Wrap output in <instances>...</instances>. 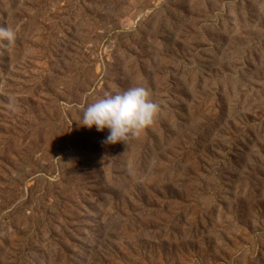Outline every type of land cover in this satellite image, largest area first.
<instances>
[{
    "label": "rangeland",
    "instance_id": "rangeland-1",
    "mask_svg": "<svg viewBox=\"0 0 264 264\" xmlns=\"http://www.w3.org/2000/svg\"><path fill=\"white\" fill-rule=\"evenodd\" d=\"M0 264H264V0H0ZM143 86L126 143L83 109Z\"/></svg>",
    "mask_w": 264,
    "mask_h": 264
},
{
    "label": "clouds",
    "instance_id": "clouds-1",
    "mask_svg": "<svg viewBox=\"0 0 264 264\" xmlns=\"http://www.w3.org/2000/svg\"><path fill=\"white\" fill-rule=\"evenodd\" d=\"M15 38L12 29L0 28V40L10 44ZM158 111L159 105L151 99L150 92L143 86H133L88 104L79 123L89 129L95 127L98 132L107 129L103 143H126L150 126Z\"/></svg>",
    "mask_w": 264,
    "mask_h": 264
}]
</instances>
